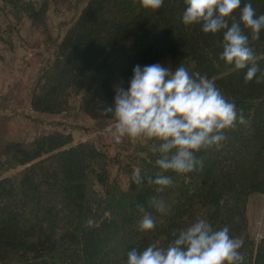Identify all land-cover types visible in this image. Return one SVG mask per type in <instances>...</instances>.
Segmentation results:
<instances>
[{
  "label": "trees",
  "instance_id": "16d2710c",
  "mask_svg": "<svg viewBox=\"0 0 264 264\" xmlns=\"http://www.w3.org/2000/svg\"><path fill=\"white\" fill-rule=\"evenodd\" d=\"M251 4L264 13V0ZM184 8V0H164L156 10L140 0H0V41L9 48L16 37L28 52L0 92V108L26 107L63 126L29 139L36 118L0 111V176L14 170L0 177V264H125L130 249L166 246L173 229L198 217L229 226L243 241L244 264H264V232L256 239L247 218L249 195L264 194V82L245 83L246 69L219 58L222 33L184 25ZM64 12L53 24L50 13ZM26 22L30 32L22 37ZM245 33L264 70V30L258 39ZM157 62L214 80L246 118L224 130L219 146L195 153L196 169L165 173L172 184L160 191L131 180L136 167L160 174L152 142L125 137L116 144L109 135L114 119L102 111L135 65ZM69 127L105 131L111 141L74 142ZM145 213L155 221L149 231L139 229Z\"/></svg>",
  "mask_w": 264,
  "mask_h": 264
},
{
  "label": "clouds",
  "instance_id": "9594fccd",
  "mask_svg": "<svg viewBox=\"0 0 264 264\" xmlns=\"http://www.w3.org/2000/svg\"><path fill=\"white\" fill-rule=\"evenodd\" d=\"M142 7L159 9L164 0H140ZM181 20L186 26L199 25L204 33H222L219 58L235 69H246L245 83L264 82V70L256 63L250 46L264 30V13L257 14L251 0H184ZM239 11L238 18L234 10ZM111 104L103 108L114 119L109 135L116 144L127 137L141 142L151 141L150 150L158 154L155 165L160 174L142 175L141 169L132 170L136 184L157 185V191L172 184L166 175L189 173L201 164L195 155L204 148L219 146L225 131L237 123H246L242 111L234 101L226 99L214 80L199 72H190L183 64L175 68L162 63L135 65L127 86L114 85ZM157 209L164 206L153 198ZM143 209H141L142 211ZM91 224V220L88 221ZM155 221L145 213L141 231L154 229ZM166 246L150 243L142 250L135 247L127 252L125 264H244L241 251L243 241L230 235L224 225L214 228L207 218L198 217L188 225L172 230Z\"/></svg>",
  "mask_w": 264,
  "mask_h": 264
},
{
  "label": "rangeland",
  "instance_id": "374dc122",
  "mask_svg": "<svg viewBox=\"0 0 264 264\" xmlns=\"http://www.w3.org/2000/svg\"><path fill=\"white\" fill-rule=\"evenodd\" d=\"M66 15V12H64V14L58 15L55 13H50V19L53 24H56L59 20L65 19ZM29 32L30 29L28 23L26 22L24 24V29L21 30V36L23 37L27 35L28 37ZM12 42V47L8 48V45L0 41V92L2 91L3 93L7 89V86H9V84L13 81L14 75L17 73V66L21 62V58L23 56H27L28 53L22 46L21 41L17 40L16 37H12ZM9 67H11L12 72L8 74L6 70H9ZM0 111H4L6 114L14 115L15 117H19L20 121H22V119L20 117L21 114L19 111L36 118L38 121L37 126H30L27 129L29 133V139L34 135V133H36L38 129H53L54 127L63 129L62 125H55L53 122H48L49 120L44 122L42 116L35 115V113L28 111L26 107L12 108L10 106H5V109L0 108ZM70 129L74 134V142L86 139L100 140L102 142L111 141V138L107 136L105 131L86 133L84 130L81 131L78 128L72 129L69 127V130ZM103 136L106 137L103 139ZM111 150L113 154L114 149L111 148ZM12 171L14 170L5 172L0 177L8 176ZM247 218L252 234L256 239L260 238L264 232V194L252 193L249 195L247 202Z\"/></svg>",
  "mask_w": 264,
  "mask_h": 264
}]
</instances>
